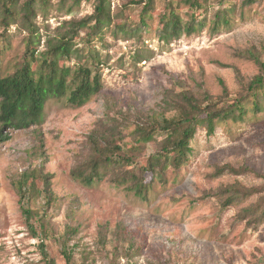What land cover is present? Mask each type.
<instances>
[{
    "label": "rangeland",
    "instance_id": "1",
    "mask_svg": "<svg viewBox=\"0 0 264 264\" xmlns=\"http://www.w3.org/2000/svg\"><path fill=\"white\" fill-rule=\"evenodd\" d=\"M26 1L17 0V20L5 30L0 0L1 77L14 73L26 53L29 35L20 15ZM140 1L111 0L113 25L90 43L81 41L85 34L77 40L98 53L102 92L83 106L49 101L43 124L10 131L11 140L0 143V264H46L42 243L56 264H68L66 248L72 264H264V220L252 211L264 205V193L225 206L222 192L264 187V92L259 110L251 103L243 119L219 124L213 135L200 128L189 162L169 169L166 183L146 173L147 198L115 186L121 168L90 187L72 176L90 165L96 142L140 146L134 167L142 169L163 139L138 145L140 125L173 115L181 93L217 98L224 84L236 98L261 72L249 53L264 63V0H209L204 32L171 42L159 39L167 0H155L149 28L130 35L117 30L138 25L144 5L134 3ZM233 5L230 25L215 30L216 13ZM36 11L38 48L45 51L69 22L94 14L95 0L39 1ZM180 13L189 19L188 8ZM225 165L247 172L217 177ZM26 175L37 183L23 203L33 213L30 222L18 189Z\"/></svg>",
    "mask_w": 264,
    "mask_h": 264
},
{
    "label": "trees",
    "instance_id": "2",
    "mask_svg": "<svg viewBox=\"0 0 264 264\" xmlns=\"http://www.w3.org/2000/svg\"><path fill=\"white\" fill-rule=\"evenodd\" d=\"M48 3V0H27L23 5L21 16L26 25L28 37L25 39L26 53L20 67L14 73L5 77L0 76V143L11 140L10 131L40 126L45 120L46 105L49 101L67 100L72 106H83L98 96L103 90L100 66L102 65L96 49L84 47L85 43L92 42L95 36L110 28L114 23L111 0H95L93 15L79 21L68 23L63 33L48 42L45 51H39V28L36 26V6L38 2ZM79 4L81 0H74ZM231 4L232 0H222ZM256 0H245L247 5ZM17 0H2L4 12V29L8 30L17 20L18 12L14 7ZM143 4L141 20L138 25H118L126 35L133 34L142 28L150 27L152 12L155 9V0H145L134 3ZM190 10V17L186 20L180 13L181 8ZM229 9H220L213 22L214 29L230 25L231 12ZM209 9V0H167L164 12L159 16V39L163 42L179 40L184 35H193L204 32L207 26L206 15ZM202 12V13H201ZM200 13L201 15H198ZM203 16V17H202ZM202 19H201V18ZM81 39L83 47H79L77 40ZM90 47V48H89ZM0 51V71H1ZM249 59L260 67V74L255 76L245 89V93L233 98L227 87L223 85V94L217 98L206 95L202 100L191 93H181L178 100L173 101L170 113L173 115L153 120L148 125L138 127V145H146L159 138L162 143L159 151L152 155L142 169L134 167L137 156L133 152L140 150V146L127 145V149L116 143L105 147L95 143V155L90 165L85 169L73 171L74 179L90 187L101 182L110 171L114 172L115 186L128 188L138 197L147 198L150 184H146L144 175L149 173L154 180L166 183V172L173 168L180 170L187 164L193 155L192 142L200 128H205L209 135H213L217 126L228 120L243 119L248 112V105L252 103L260 109L259 96L264 92V63L254 52L249 53ZM78 63L71 67V62ZM6 133V134H5ZM245 169H237L231 165L221 166L216 176L225 174L242 175ZM21 196L22 209L30 222L33 213L25 207L24 201L28 192L37 189L34 177L26 175L18 184ZM227 196L225 206H231L258 194L264 193V187L251 188L230 186L222 190ZM251 210L245 211L248 214ZM258 222L264 220V205L252 209ZM245 217L243 216L242 219ZM46 264H56L41 244ZM68 264H72V254L66 248L62 251Z\"/></svg>",
    "mask_w": 264,
    "mask_h": 264
}]
</instances>
